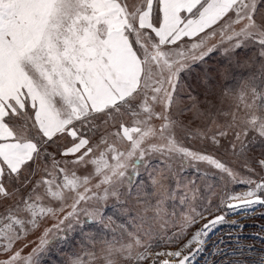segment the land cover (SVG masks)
<instances>
[{
	"label": "snow or ice",
	"instance_id": "snow-or-ice-1",
	"mask_svg": "<svg viewBox=\"0 0 264 264\" xmlns=\"http://www.w3.org/2000/svg\"><path fill=\"white\" fill-rule=\"evenodd\" d=\"M256 207L264 0H0V264H264Z\"/></svg>",
	"mask_w": 264,
	"mask_h": 264
},
{
	"label": "rangeland",
	"instance_id": "rangeland-1",
	"mask_svg": "<svg viewBox=\"0 0 264 264\" xmlns=\"http://www.w3.org/2000/svg\"><path fill=\"white\" fill-rule=\"evenodd\" d=\"M264 208L256 207L254 210H249L247 213L244 210H238L228 216V220L237 219L243 228L237 226L233 229L230 224L225 223L218 226L210 236L209 243L219 238L228 239L233 237V243H236L235 237L240 236L242 239L239 243L248 245L251 244L256 248L261 247L262 239H264Z\"/></svg>",
	"mask_w": 264,
	"mask_h": 264
}]
</instances>
